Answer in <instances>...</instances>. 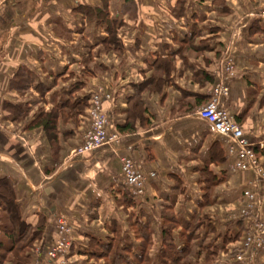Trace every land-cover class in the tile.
Here are the masks:
<instances>
[{"label": "crops", "instance_id": "0c3cea01", "mask_svg": "<svg viewBox=\"0 0 264 264\" xmlns=\"http://www.w3.org/2000/svg\"><path fill=\"white\" fill-rule=\"evenodd\" d=\"M103 3L0 0V178L12 180L23 220L31 225L45 220L29 264L49 263L46 252L59 237V217L70 228L69 249L60 263L52 264H104L91 255L90 238L108 243L118 235L120 243L127 237L139 244L135 221L148 222L157 245L167 211L180 222L172 231L176 243L181 242V227L198 214L199 238L193 240V250L201 244L223 245L226 235L240 234L224 245L235 252L247 230L258 220L264 222V205L248 216L239 214L243 191L259 193L260 181L253 169L231 170L226 137L196 111L206 103L199 99H210L222 61L231 57L234 75L227 79L229 95L223 104L246 140L258 147L264 167V148H259L264 146V0H108L107 18L119 25V50L106 47L107 24L87 21L76 10L85 4L103 8ZM58 20L68 37L56 33ZM195 32L188 48L183 39ZM170 54L162 88L140 95L134 130L119 132L133 109V85L160 74L149 65ZM21 68L29 71L33 83L18 94L9 83ZM99 86L113 94L102 106L108 131L117 130L120 143L69 157L82 142L88 125L85 113L76 120L58 117L56 142L42 127H29L40 112H49L62 100L90 95ZM5 103L27 108L25 120L14 119ZM218 149L221 160L213 155ZM120 156L140 163L147 175L155 173L147 177L142 196L134 197L125 185ZM203 169L220 179L209 203ZM221 252L215 259L229 256ZM244 259L242 264H264V248L245 251Z\"/></svg>", "mask_w": 264, "mask_h": 264}, {"label": "trees", "instance_id": "16d2710c", "mask_svg": "<svg viewBox=\"0 0 264 264\" xmlns=\"http://www.w3.org/2000/svg\"><path fill=\"white\" fill-rule=\"evenodd\" d=\"M108 0H103V8L94 7L88 4L79 5L76 10L80 11L87 21H95L96 23L107 24L108 36L105 39L106 47L112 46L114 49L121 48L120 40L117 37V21H112L107 18V3ZM56 33L68 37L67 30L61 27V22L55 21ZM195 35L186 36L183 39L184 44L191 47ZM109 45V46H108ZM172 54L167 58L158 59L153 61L149 67L159 71L160 74H153L150 78L133 85L134 94L129 99V109L127 120L124 125L118 126L119 132H132V120L138 116L141 110L142 101L140 95L145 91H159L164 83V77L170 70V60ZM32 78L29 71L25 68L17 70L9 83V89L17 92L18 94L24 93L32 86ZM90 95H85L78 99H65L59 104L55 105L49 112H40L29 124L31 128L42 127L48 134L49 138L56 142V123L57 118L62 120H76L79 115L86 113L88 108V100ZM198 99V96H197ZM203 103H207L208 98L202 97L199 99ZM13 115L14 119L18 121L25 120L28 109L22 105H12L5 103L3 105ZM239 124V122H238ZM55 144V143H53ZM56 146V145H55ZM54 146V148H55ZM215 144L211 147V149ZM53 148V149H54ZM57 148H55L56 150ZM255 153L258 154V147L254 146ZM213 155H218L221 160V152L214 150ZM212 155V154H211ZM214 159V156H213ZM202 175L205 181V202L209 203L211 191L220 179H217L209 170L203 169ZM198 214L195 215L192 222L186 226H182L179 231L180 243L174 241L172 231L180 226V222L174 218L171 211L164 214V222L162 225V233L160 243L153 244L151 230L148 229V222L139 223L135 221L132 224L135 239H140L139 244L125 237V240L120 243V237L115 235L108 243H101V241L90 238V244L93 248L91 255L95 256L97 260L102 259L104 264H190L189 255L193 252V240L199 238L195 234V230L199 228L200 223ZM44 219L42 218L39 223L31 225L22 219L20 208L16 202L14 185L10 178H0V264H29L33 257V248L35 241L39 240L42 236L44 229ZM240 234L234 237L226 235L223 239V245H213L212 247L201 244L198 246L196 254L204 256V264H211L214 258L222 251L225 250V244L233 239H238ZM154 249V253L152 251Z\"/></svg>", "mask_w": 264, "mask_h": 264}, {"label": "built area", "instance_id": "2783aa9c", "mask_svg": "<svg viewBox=\"0 0 264 264\" xmlns=\"http://www.w3.org/2000/svg\"><path fill=\"white\" fill-rule=\"evenodd\" d=\"M260 16L264 17V3L260 7ZM233 75L234 62L231 57L227 56L222 61L220 70H218L217 80L212 87L209 101L199 107L196 115L210 124L215 132L226 137L227 155L233 158L231 170L243 172L253 169L260 181L259 193L250 189L243 191L244 203L239 214L245 217L254 209H259L264 205V167L260 164L255 153V144L246 140L242 127L223 104V100L229 95L227 79H230ZM112 99L113 94L100 86L90 93L89 105L85 113L88 125L82 142L70 152L69 157L86 155L105 145L120 143L121 135L119 132L117 130L108 131L111 126L107 112L102 106L104 100L111 101ZM259 148L263 149L264 146L260 144ZM120 170L125 185L134 197L142 196L147 177L152 178L155 176V173L151 171L148 175L145 174L141 164L127 156H120ZM55 227L59 237L52 249L48 251L47 255L49 257H55L57 254L64 255L69 245L70 228L67 221L62 217L56 218ZM240 244V249L234 254L236 261H242L245 251H257L264 248V222L261 220L255 222L244 234Z\"/></svg>", "mask_w": 264, "mask_h": 264}, {"label": "rangeland", "instance_id": "374dc122", "mask_svg": "<svg viewBox=\"0 0 264 264\" xmlns=\"http://www.w3.org/2000/svg\"><path fill=\"white\" fill-rule=\"evenodd\" d=\"M53 246H54V244H52L50 246V248L47 249V252H46L47 254H48V251H50ZM226 248L227 249L222 251L221 253L224 254V255L229 254V256H225V259L223 258V260L219 259V258H216V259L214 258V260L212 262H210V263L211 264H242V262H244V260H245L244 257H243L242 261H236L235 258H234L235 252L238 251L239 249H237L234 252V250H232V246H229V248H231V251H230V249H228L227 246H226ZM68 249H69V245H68V247H67V249L65 251H68ZM196 252H197V247H195L193 252L189 255L190 264H204V256H198L196 254ZM64 254H66V252ZM46 256L47 257L45 258V260L47 261V263L49 262L50 264H52L53 262L58 261L60 256H64V255L63 254H57L55 257H49L48 255H46ZM227 259H230V261L228 260L229 262H225V260L227 261ZM60 262L61 261L59 260L58 263H60Z\"/></svg>", "mask_w": 264, "mask_h": 264}]
</instances>
